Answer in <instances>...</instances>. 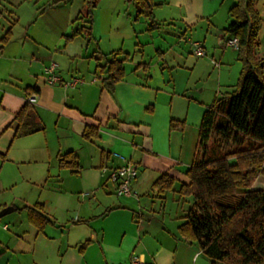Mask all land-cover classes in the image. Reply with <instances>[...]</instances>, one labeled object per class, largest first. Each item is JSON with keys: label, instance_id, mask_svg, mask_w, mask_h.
Listing matches in <instances>:
<instances>
[{"label": "crops", "instance_id": "obj_1", "mask_svg": "<svg viewBox=\"0 0 264 264\" xmlns=\"http://www.w3.org/2000/svg\"><path fill=\"white\" fill-rule=\"evenodd\" d=\"M1 1L5 0L0 5ZM50 2L28 0L24 11L22 4H9V14L4 17L8 27L0 23V37L10 29L7 42L0 47V153L4 154L0 156V185L5 179L17 178L12 169L19 176L22 167L40 169V176L29 174L33 182H43L34 203L42 204L55 222L41 230L34 226L35 235L43 231L49 237L46 226L60 232L52 236L61 241L55 253L59 264H94L97 259L103 264H213L196 242L179 233L180 223L176 229H155L149 222L142 227L132 214L123 229L95 225L101 218L131 209L129 205L136 201L133 196L117 195L109 178L113 187L108 192L113 196L102 200V211L96 213L93 202L83 201L78 204L83 216L60 221L57 203L66 200L60 174L80 177L81 172L60 168L58 161L70 150L79 163L80 153L90 154L93 174L96 167L121 164L122 156L138 167L132 186L140 193L149 188L156 191L152 183L161 173L176 179L172 192L177 193L181 182H189L185 170L195 157L203 110L238 79L236 48L227 44L233 36L224 30L233 2L153 0V13L158 10L161 14L154 13L159 27L149 29L144 16L135 18L132 2L99 0L92 13L91 38L84 30L75 33L78 24L88 25L79 18L84 0ZM202 38L209 42V55ZM191 40L204 44L205 55L183 52L180 42ZM116 52L118 58L123 53L128 57L123 61V78L110 89L103 85L107 75L97 65H105ZM255 55L264 57V41L260 40ZM52 62L60 80L50 83L44 68ZM72 79L79 82L63 86ZM28 101L44 129L14 136V116ZM171 120L182 124L170 128ZM86 124L98 127L97 137H82ZM86 143L93 145L88 154ZM5 206L1 197L0 209ZM12 252L1 250L0 264H8Z\"/></svg>", "mask_w": 264, "mask_h": 264}, {"label": "trees", "instance_id": "obj_2", "mask_svg": "<svg viewBox=\"0 0 264 264\" xmlns=\"http://www.w3.org/2000/svg\"><path fill=\"white\" fill-rule=\"evenodd\" d=\"M97 1L84 0L79 18L88 25L78 24L75 33L84 30L91 38V18ZM128 1L135 5V18L144 16L149 29L159 27L153 0ZM257 1L234 0L229 7L230 20L224 30L238 40L236 57L241 64L238 79L233 90L216 96L203 110L195 157L185 170L189 182H181L176 190L182 197H191L178 231L196 242L213 264H264V187L253 186L258 177L264 176V57L255 55L262 24ZM9 35L7 29L0 37V47ZM118 53L106 59L105 65H97L107 75L103 85L110 89L124 76L123 61L128 55L123 53V58H118ZM13 121L14 136L44 129L43 123L35 120L29 101ZM181 124L171 120L170 128ZM97 136L98 127L84 126V139ZM58 163L60 168L71 172H77L80 167L79 158L72 150L60 155ZM175 181L173 176L161 173L152 187L157 194H163L173 190ZM25 207L28 221L38 230L55 222L42 204Z\"/></svg>", "mask_w": 264, "mask_h": 264}, {"label": "rangeland", "instance_id": "obj_3", "mask_svg": "<svg viewBox=\"0 0 264 264\" xmlns=\"http://www.w3.org/2000/svg\"><path fill=\"white\" fill-rule=\"evenodd\" d=\"M36 1L39 2V4H43L48 0ZM49 1L64 2L65 0ZM231 1L234 2V0ZM1 2L2 4L0 5V9L3 11V15L1 16L0 23H3L5 27H8V23L4 18L9 14L8 5L22 4V10L24 11V8H27L26 2H28V0H5ZM98 2L99 0L97 1V3ZM258 2L259 12L262 17V24L259 31V40L264 41V0H258ZM162 5L165 7V3H163ZM4 6L6 7V9H4ZM154 13L157 15L161 14L158 10ZM218 17H222V14L218 15ZM75 25L76 23L74 24V26ZM165 25L166 24H164V26ZM204 34L205 33L203 31L202 36H204ZM200 40L204 41V44L206 45L207 55H209L210 48L208 40H204L203 38ZM180 46L183 52H185L186 54L193 50L191 44L185 41L180 42ZM236 65L237 70L240 71L241 64L238 59ZM235 84L236 83H233V86H230L228 90H233L235 88ZM86 145L88 146H85L84 150L88 154L90 150L89 147L93 148V145H89L88 143H86ZM80 154L81 158L79 171L81 172V176L83 177H79L74 174L71 175L67 172H63L62 174H60L62 180V190H64L62 196L64 195L66 198V200L63 199L64 201L60 200L57 203L58 212L56 217L60 221H62L64 217L66 219H71L77 218L78 216H83L84 213H81L80 209H78V204L82 203L83 201L87 204L93 202V209L96 213L102 211L104 209V207H102V204H104L102 200L105 199V197H107L108 195L110 197L113 196L108 192L111 191L110 189H112L113 184L109 181V179L107 180V171L96 167V169H93L95 170V172H93V174L90 173V171H92V168L89 166L91 162L90 154ZM37 169L38 167H35L33 171H31L24 170L22 167V173L20 176L16 169H12L11 173H13L14 175V171H16L15 175L17 176V178L14 180L5 179L3 181V184L0 185V198L4 197L5 202H7V206L11 205V203L17 206V209H15L14 211L0 217V251L5 248H8V251H13L12 257L9 260L8 264H59V257L55 253L57 252L58 247L61 245V241L57 237L53 238L52 236H58L60 235V232L56 228L46 226L44 230L49 237L44 235L43 231H40L35 235V232H37V230L30 224L27 218V208L25 207V205H31L37 201L39 189L41 183H43H40L39 179L37 183L32 181L33 174L35 175V177L40 176V169ZM30 173H32V175H29ZM3 175L4 172L2 176ZM97 177H99L100 180V182L98 183ZM261 181H264V176L258 177L253 186L255 188H260ZM132 188L137 192V196L121 195L125 197L133 196L136 199V201L133 200V204L131 206L129 205L128 208L131 207V209H126L128 212L125 210V212H117L111 214L107 218H101L99 221H97V223H95V225L101 223L102 225H105L104 227H107L109 229H111V226L115 228L117 227V229H120L122 227L121 229H123V223L124 225L127 224L128 218L132 214H134V218L136 220H141L140 222L142 224H140L142 227L143 223L147 224L149 222L150 227H155V229H158L159 227H164V229H176L175 227L177 226V224L181 223L184 220L183 217L188 211L191 203V197H182L178 193H173L172 191L168 192L167 194H163L165 197H162L158 195L156 191H152L150 188L146 189V191H148L142 194L133 186ZM132 209L134 210L133 213L131 212ZM5 224L7 225V228L3 229V225ZM108 232H111V230H109ZM24 243L27 244L26 247H24ZM94 264H103V261L101 259H97Z\"/></svg>", "mask_w": 264, "mask_h": 264}, {"label": "built area", "instance_id": "obj_4", "mask_svg": "<svg viewBox=\"0 0 264 264\" xmlns=\"http://www.w3.org/2000/svg\"><path fill=\"white\" fill-rule=\"evenodd\" d=\"M190 44L193 48V53L197 56L205 55V47L201 41L191 40ZM227 44L236 48L238 46V40L236 37L228 39ZM56 63L52 62L49 66L45 67L44 70L48 75V81L50 83L57 82L60 80V77L55 73ZM79 79H72L71 81L63 82V86H74L78 83ZM34 98V96H32ZM122 163L116 166H111L109 168H103V170L108 172V178L115 183V192L117 195H136L137 192L132 188V182L137 176L138 167L135 163L126 159L125 157L120 156ZM6 224L3 225V228H6ZM131 264H138L137 261L131 262Z\"/></svg>", "mask_w": 264, "mask_h": 264}, {"label": "water", "instance_id": "obj_5", "mask_svg": "<svg viewBox=\"0 0 264 264\" xmlns=\"http://www.w3.org/2000/svg\"><path fill=\"white\" fill-rule=\"evenodd\" d=\"M14 210V207L11 205L5 206L0 209V217L4 216L7 213H10Z\"/></svg>", "mask_w": 264, "mask_h": 264}]
</instances>
